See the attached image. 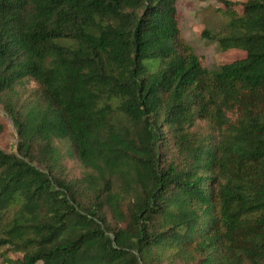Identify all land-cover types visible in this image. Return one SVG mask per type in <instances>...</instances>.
<instances>
[{
	"label": "trees",
	"instance_id": "16d2710c",
	"mask_svg": "<svg viewBox=\"0 0 264 264\" xmlns=\"http://www.w3.org/2000/svg\"><path fill=\"white\" fill-rule=\"evenodd\" d=\"M177 1L0 0L2 264H264V0Z\"/></svg>",
	"mask_w": 264,
	"mask_h": 264
},
{
	"label": "rangeland",
	"instance_id": "374dc122",
	"mask_svg": "<svg viewBox=\"0 0 264 264\" xmlns=\"http://www.w3.org/2000/svg\"><path fill=\"white\" fill-rule=\"evenodd\" d=\"M219 0H178L177 6L180 11V27L184 37L194 46L196 52L203 57L204 63L213 68L216 63L217 43L204 38L201 34L204 26L216 28L222 20L227 17L216 10ZM242 52L240 51V54ZM25 88L31 89L37 86L34 79L25 81ZM24 89V88H23ZM17 129L5 109L3 103L0 104V147L7 150H14L17 147ZM68 165L77 175L81 173V166L75 160L68 161ZM0 247V264H2V250ZM7 255L21 257L22 252L8 251ZM37 264H41L38 262Z\"/></svg>",
	"mask_w": 264,
	"mask_h": 264
}]
</instances>
